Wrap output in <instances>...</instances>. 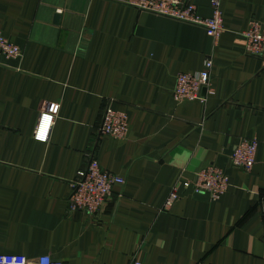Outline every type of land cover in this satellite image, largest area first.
Returning a JSON list of instances; mask_svg holds the SVG:
<instances>
[{
    "label": "crops",
    "instance_id": "crops-1",
    "mask_svg": "<svg viewBox=\"0 0 264 264\" xmlns=\"http://www.w3.org/2000/svg\"><path fill=\"white\" fill-rule=\"evenodd\" d=\"M137 0H0V30L22 57L0 59V254L64 264H264V59L243 34L264 0H221L225 32L143 12ZM204 18L213 0H189ZM213 63V94L174 99L180 74ZM59 105L47 143L42 113ZM128 116L125 140L103 136L106 108ZM259 142L252 171L240 141ZM91 159L126 180L95 216L70 212ZM216 166L219 200L184 184ZM178 199L167 206L171 194Z\"/></svg>",
    "mask_w": 264,
    "mask_h": 264
},
{
    "label": "built area",
    "instance_id": "built-area-1",
    "mask_svg": "<svg viewBox=\"0 0 264 264\" xmlns=\"http://www.w3.org/2000/svg\"><path fill=\"white\" fill-rule=\"evenodd\" d=\"M213 15L202 17L194 4L189 0H137L134 6L139 10L161 17L202 27L208 36L215 40L221 38L225 32L221 0H213ZM246 55L264 59V24L257 21L250 23L243 34ZM17 59L22 57V50L10 42L0 30V59ZM213 63L207 60L204 69L195 74H180L176 79L174 99L178 103L185 101H204V91L213 94L211 85V71ZM59 105H54L49 112L42 113L35 133L36 140L47 143L50 139ZM130 132L129 119L126 113L106 108L103 114L99 133L116 139H127ZM259 142L255 139H245L235 148L230 161L234 169L250 172L256 164V154ZM126 180L104 170L96 159H91L86 169L80 171L77 180L72 183L68 197L70 212L97 215L106 202L112 197L116 185H125ZM184 187L196 195L208 194L212 200H219L228 193L230 179L222 169L208 166L197 172L194 178L188 180ZM178 199L174 191L167 203L171 205ZM0 264H64L51 256H42L36 260H28L20 255L0 254ZM132 264H146L136 260Z\"/></svg>",
    "mask_w": 264,
    "mask_h": 264
}]
</instances>
